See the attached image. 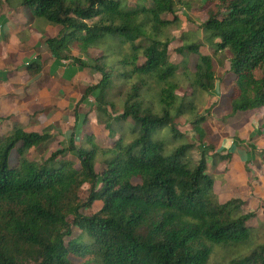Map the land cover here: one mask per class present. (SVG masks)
Instances as JSON below:
<instances>
[{
	"label": "trees",
	"instance_id": "16d2710c",
	"mask_svg": "<svg viewBox=\"0 0 264 264\" xmlns=\"http://www.w3.org/2000/svg\"><path fill=\"white\" fill-rule=\"evenodd\" d=\"M123 1L5 0L60 29L47 40L57 61L73 50L93 59L100 81L83 99L94 98L108 136L85 134V148L73 134L53 153L58 136L51 132L16 124L0 137V264H210L216 247L230 252L227 264H264V243L254 244L249 226L256 213H245L240 198L222 203L215 190L213 172L234 161L236 147L216 152L209 109L201 115L197 101L214 96L217 63L229 53L225 119L237 123L264 108V0H203V39L182 34L180 63L170 50L171 30L182 29L178 2L141 0L130 9ZM204 45L212 52L203 53ZM94 50L100 55L92 58ZM28 70L38 75L42 66L32 62ZM184 84L191 96L180 95ZM182 118L196 143L179 132ZM166 128L168 137H155ZM243 151L246 167L264 163V148ZM33 152L50 155L33 161ZM73 153L77 162L68 160ZM96 202L102 209L85 216Z\"/></svg>",
	"mask_w": 264,
	"mask_h": 264
},
{
	"label": "rangeland",
	"instance_id": "374dc122",
	"mask_svg": "<svg viewBox=\"0 0 264 264\" xmlns=\"http://www.w3.org/2000/svg\"><path fill=\"white\" fill-rule=\"evenodd\" d=\"M178 2V13L179 18L181 21L182 29H179L176 31V29L171 30L172 36L174 37L173 42L171 44V58L172 62L174 63H180L182 58L180 55H178L175 50L182 45V34L187 35L192 32H196L199 34L200 39L202 37L201 31L199 30L200 24H202L203 21L206 20V11L202 9L203 0H176ZM123 4L127 5L129 4L130 9H134L137 6H142L143 2L141 0H124ZM180 11V12H179ZM27 12H30L29 10ZM29 18H31V14L28 13ZM169 18H172V16H168ZM203 53H210L212 50L207 47V45L203 46L202 49ZM99 52L95 51L93 52V56L97 57L99 56ZM230 54L226 53L223 55L222 59L224 61V65L218 64V77H219V83L217 90L215 91V94L213 97L209 95H202L199 97L197 96V101L203 106L201 115L206 114V110H208L209 114V121L208 125L213 131V135L211 137L212 141L214 143H217L218 148L216 152H221V154L226 153L234 147H237V149H244L246 146H250L251 144L256 145L259 148H264V130L260 132V130L264 129V112L255 111L253 113L248 114H241L242 118L240 119V122L238 121L233 125L232 120L225 119L227 116V112L224 108V97L225 94L229 91V83L233 80V76L230 73V63H229ZM72 59V58H71ZM69 60V59H68ZM90 64H87L89 68L92 69L93 65V59H90ZM76 62H80L79 59L75 60ZM91 65V66H90ZM53 73L54 76L56 75L57 79L62 80L64 78V72L61 68L53 67ZM93 70V69H92ZM96 76V75H95ZM98 76V74H97ZM96 78V84L100 81L98 77ZM100 77V76H99ZM86 90L83 92V97ZM180 95L184 96L185 94L188 96H191V90L190 87L187 84L183 85V88L180 90ZM224 96V97H223ZM89 100H91L93 103L94 98L89 97ZM87 99H82V103L85 102ZM91 107H93V113H95L90 120V123L94 124L96 128L103 132L105 134L106 130L104 127L103 120L104 118L100 116L97 113L96 109L92 104H88ZM95 105V104H94ZM212 105H215L212 108ZM91 112L90 108H87L86 110L82 111V119L81 121L76 125V130L73 131L75 142L77 144V147H81L84 145L83 138L89 132L90 126L89 123H87V117L86 114ZM61 121L59 115L56 116L54 121L50 120L49 122L46 121L44 118L42 121H37L35 125L30 126V130H37L40 133H46L51 132H63L64 135H67L66 132H68V129L60 130L59 122ZM6 123V122H5ZM5 123H0V137L5 135L7 132L10 131V128L12 125H7ZM254 126L255 128L258 127L260 130L256 133V137L250 135V132L253 131V129L250 128V132L244 133V128H249L251 126ZM14 126V125H13ZM176 126L181 133H185L188 135L190 142L196 143L197 137L193 133L191 126L188 124V122L185 119H179L176 122ZM85 127L87 129H85ZM96 131V130H95ZM98 134L100 132L96 131ZM95 132V133H96ZM58 136V140L56 143L52 144L49 148L50 153L56 152L62 147H67L70 143V139H66L65 141H61L60 137H62L60 134H54ZM169 136V128H166L161 133L157 134L156 138H166ZM237 138V140H236ZM238 141L243 142L238 144ZM109 146L110 142L107 141L106 144L103 143V146ZM85 148H88L89 146L84 145ZM49 154H46L45 152H33L30 155V159L33 161H42L45 157H48ZM77 154L73 153L72 155L68 156V160H72L74 162H77L76 158ZM196 158H199V153H195ZM211 156V155H210ZM246 158L248 159V156H245V153L243 155H237L236 161H241ZM17 159L16 153L12 156V161L15 163ZM210 160V159H209ZM210 162H212L210 160ZM244 162H238L236 163H222L221 166H219L215 172H213L214 177H216V184H215V190L221 194L222 201H227L228 198H231V196H234V198H240L245 201V206L243 207V210L245 213H256V217L252 219L249 223V226L253 228L252 235L254 236V244L257 246L259 244L264 243V163L260 161H255L254 163L248 165L246 167ZM227 165V166H226ZM234 165V168H231ZM249 168V171L246 169ZM104 170V166L101 165V163L97 166V171L102 172ZM218 175V176H217ZM239 180V181H238ZM228 186L229 188H227ZM89 186H85L82 192V199L86 200L89 196ZM102 209V203L96 202L91 209L84 210L83 214L85 216L91 217L97 214ZM77 234L78 232L75 231ZM231 259V254L229 251L216 247L214 255L212 257V260L210 264L215 263H222L227 264V262Z\"/></svg>",
	"mask_w": 264,
	"mask_h": 264
},
{
	"label": "crops",
	"instance_id": "0c3cea01",
	"mask_svg": "<svg viewBox=\"0 0 264 264\" xmlns=\"http://www.w3.org/2000/svg\"><path fill=\"white\" fill-rule=\"evenodd\" d=\"M27 11L16 3L9 5L5 0H0V123L6 122L5 124L12 125L10 130L13 125L19 124L26 131L38 132L30 130L32 129L30 126L35 125L37 121H42L43 118L48 122L54 121L59 115L60 130L70 129L67 130V135L63 132L51 131V133L60 134L61 141H65L74 134L72 132L76 130V125L82 119V111L90 108L91 112L86 114L87 123L90 126L88 134L104 140L108 132L105 131L106 133L103 134L90 123L95 113L92 112L93 107L88 104L94 106V103L89 99L82 103L83 92L88 87L96 85L94 77L97 73L89 66L86 67L91 60L81 56L77 50H73L72 59L57 61L50 52L47 40L57 37L60 29L46 24L43 20H32ZM93 52L95 50L91 52L92 58H94ZM76 59L80 62H76ZM37 61L41 64L42 70L40 74L32 76L28 66ZM53 67L61 68L66 72L62 80L54 76ZM97 77L100 79L99 75ZM257 111L263 113L264 108ZM250 128L253 131L250 132ZM95 130L100 133L98 134ZM259 130L252 125L244 128L243 132L249 131L252 137ZM263 130L262 128L260 132ZM243 153V149L236 147L232 162L245 163V157L241 161H236V156ZM225 164L228 165V163ZM231 168H234V165ZM217 194L222 203L230 201L235 196L222 201L221 194L218 192Z\"/></svg>",
	"mask_w": 264,
	"mask_h": 264
}]
</instances>
